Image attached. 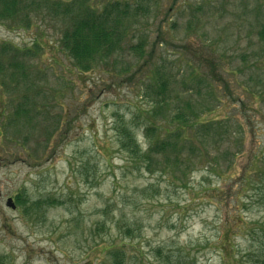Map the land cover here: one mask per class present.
Masks as SVG:
<instances>
[{"label":"rangeland","instance_id":"rangeland-1","mask_svg":"<svg viewBox=\"0 0 264 264\" xmlns=\"http://www.w3.org/2000/svg\"><path fill=\"white\" fill-rule=\"evenodd\" d=\"M118 1L120 48L82 77L59 44L67 18H0V256L110 264L117 249L124 264H263L264 68L253 60L264 0ZM211 59L228 88L212 86ZM156 79L168 81L160 96ZM185 102L236 133L193 140L192 162L174 168L121 147L120 125L143 153L146 128Z\"/></svg>","mask_w":264,"mask_h":264},{"label":"trees","instance_id":"trees-1","mask_svg":"<svg viewBox=\"0 0 264 264\" xmlns=\"http://www.w3.org/2000/svg\"><path fill=\"white\" fill-rule=\"evenodd\" d=\"M29 8L34 12H39L43 8L55 10L61 17L69 20L68 26L62 31L59 44L70 57L77 76L82 77L93 71L99 67L98 62L102 63L110 55L112 57L116 49L120 48L122 35L116 25L122 21L120 14L127 12L128 5L120 6L118 0H104L101 4L95 3L94 5L90 2L76 3V0H0V18L16 16L21 12L27 13ZM257 33L260 47L253 63L258 69H262L264 68V23L261 24ZM134 48L139 54L143 52L140 43L134 45ZM13 49L17 50V48ZM208 63L212 86L213 84L219 85L220 87L217 89L228 88L226 78L222 75L224 69H222L221 63L212 59ZM108 72L113 75L112 72ZM166 81L161 82L156 79L155 84H152L157 96L162 95L167 89L168 81ZM192 111L190 103L185 102L182 108L172 114L165 127L160 124L156 126L157 128L149 125L144 132L147 148L143 153H140L138 149L133 132L127 125L122 124L118 127L120 145L133 156L138 157L139 154L146 162L153 154L160 153L169 162L167 167L174 168L175 164L192 162L193 140H198L202 144L204 140L212 137L213 133L222 137V135H233L237 131L229 123L231 118L229 120L226 117L221 121H201L193 116ZM232 124L234 126L239 123L235 121ZM154 129L157 131L155 132ZM199 150L201 151V149ZM194 156L198 162L202 163L201 154L198 158L196 154ZM109 255L110 264H124L122 250L113 249L109 251ZM0 264H5V259L2 256H0Z\"/></svg>","mask_w":264,"mask_h":264},{"label":"water","instance_id":"water-1","mask_svg":"<svg viewBox=\"0 0 264 264\" xmlns=\"http://www.w3.org/2000/svg\"><path fill=\"white\" fill-rule=\"evenodd\" d=\"M6 204L9 205L10 207H14V202L12 201V198L11 197H8L7 198V201H6Z\"/></svg>","mask_w":264,"mask_h":264}]
</instances>
